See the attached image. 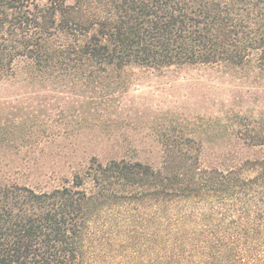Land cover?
<instances>
[{"label":"trees","instance_id":"1","mask_svg":"<svg viewBox=\"0 0 264 264\" xmlns=\"http://www.w3.org/2000/svg\"><path fill=\"white\" fill-rule=\"evenodd\" d=\"M195 65L264 84V0H0V264H94L108 242L99 221L133 204L149 209L140 264H264L258 91L225 121L159 130L160 165L93 157L68 185L37 190L2 160L63 133L54 92L78 104L59 110L71 135L115 119L131 68ZM207 141L234 147L208 156Z\"/></svg>","mask_w":264,"mask_h":264},{"label":"rangeland","instance_id":"2","mask_svg":"<svg viewBox=\"0 0 264 264\" xmlns=\"http://www.w3.org/2000/svg\"><path fill=\"white\" fill-rule=\"evenodd\" d=\"M128 75L130 87L115 102L119 108L113 116L115 119L104 122L103 118L94 126L80 127L76 134L64 133L59 110L63 105L78 104L73 97L66 99L62 93L54 92L52 121L55 129L63 133L18 154H4L2 160L11 167V177L37 190H51L68 185L73 174L93 157L102 161L139 159L160 165L163 145L159 130L171 128V125L193 130L198 128L201 120L217 117L225 121L232 108L252 105L254 94L250 91L261 93L264 103V84L257 83L252 77L254 72L247 76L244 71L216 65H195L165 70L134 67ZM239 99L241 104L237 103ZM205 126L215 127L212 124ZM212 143L207 141L205 145L208 156L234 147L231 143ZM252 153V149H244L245 155ZM111 213L110 219H104L106 222L99 221L108 235V242L101 245L102 249L95 244L98 256L93 259L94 264H140L142 260L146 261V235L141 231H148V222L142 216H146L149 209L133 204L116 208Z\"/></svg>","mask_w":264,"mask_h":264}]
</instances>
